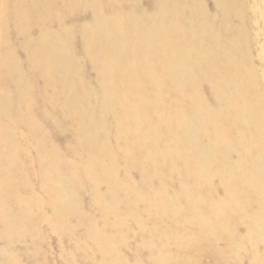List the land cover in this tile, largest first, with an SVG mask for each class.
I'll list each match as a JSON object with an SVG mask.
<instances>
[{"label":"rangeland","instance_id":"374dc122","mask_svg":"<svg viewBox=\"0 0 264 264\" xmlns=\"http://www.w3.org/2000/svg\"><path fill=\"white\" fill-rule=\"evenodd\" d=\"M98 1L105 10L111 7L110 0ZM154 2L155 0L138 1L139 5L143 6L144 13L148 12L145 14L147 16L157 13L151 5ZM242 3L239 14L244 12L245 16H242L241 24L235 14L228 15V25L239 28V31L233 32L224 24L226 21L223 22V17L217 16L213 0H201L205 13L214 19L213 28H223L220 36L226 39L227 45L231 43L232 46L234 43L235 48L239 50L238 55L230 54L237 60L235 66L239 67L240 71L244 68L249 72L247 82L243 86L249 91L246 104L237 99L235 105L245 110V117L259 116L262 124L257 121L249 126L250 135L249 132L241 133L243 128L240 125L243 123H238L237 133L233 134H228L226 130L218 131L223 133L218 135L214 130H199L196 127L200 126V118H207V115L204 112L202 114V111L193 110L194 100L190 95L197 90L196 100L205 101L210 105L214 101L212 90L208 85H200L201 83L195 87L180 86L171 90V101L168 100L170 97L166 96L157 100V114L156 111L152 114L149 110L148 117H145L144 123L147 128H151V137L157 141V147L152 152L134 148L133 137L129 138L126 134L122 139L129 142L127 146L121 139L116 140V119L108 113L104 122L109 130L106 136H103L104 141L101 138V141L106 143L103 144L106 148L99 145L101 150L97 151L91 147L90 140L79 139L73 129L77 126L72 116L67 115L65 122L63 115L62 118L57 117V96L47 114L46 105L42 107L39 103L41 97L38 92L42 86L38 83L32 86L33 110H30L39 128L46 131L43 139L39 140L35 135H22L21 132H16V129L10 131L6 128L11 115L16 117L15 106L18 108L17 98L7 95L14 92L13 83L17 76L19 78L22 73L26 75L25 84L29 79L33 81L31 78L41 82L44 71H34V77L32 72L28 73L31 69L27 58L29 47L23 46V43L32 44L30 38L37 35V26L41 20L32 19L30 24H33L30 26L19 27V34L12 18L3 22L7 38L5 42L18 61L14 69L18 70V73L7 76L9 85L6 88L0 86V96L6 98L5 101L11 105V111L9 109L6 116L0 114V127L3 128H0V133L10 131L11 135L7 132L8 138L5 135L4 137L13 140L17 146L11 156L15 157L12 159L13 163L2 169L9 172L8 175H11L10 179L14 180L15 184L16 180L18 181L15 178L21 176L22 171L29 173L25 178L29 176L31 179L33 195L29 200L25 195L19 199L10 195L5 207L12 212L0 211V248H13V254L4 256L2 263L7 260L10 264H264V234L256 236L258 227H264V219L258 218L259 214L253 221L249 218V215L253 216L263 210V203H253L256 200V193L253 191L247 192L233 187H238L237 185L245 180L264 181V0H242ZM61 4L57 0H41V10L51 14L43 20L46 28L54 34H59L64 29L68 33L66 45L80 75L79 78L73 77V86L77 88L78 82L83 80L91 90L100 88L99 84H96L98 75L87 58L83 57L82 30L92 24L93 8L90 4L71 5L72 9L63 13L59 9ZM167 5L173 6L171 3ZM192 7V3H188L183 10L187 13ZM185 18L189 16L185 14ZM105 19H112L111 13H106ZM197 24L198 22L195 23L196 27ZM90 50L97 51L96 46H92ZM2 55L5 53L0 51V58ZM1 71L2 78L6 68ZM200 71L201 69H196L198 76L201 75ZM74 92L78 93L76 90ZM136 100L139 103L146 101L144 97ZM86 102L80 100L78 103L83 105ZM172 103L175 106H172ZM103 111L105 109L99 110V113ZM44 113L47 116H43ZM119 113L117 111L115 115L118 117ZM174 113L187 117L190 130L199 132L198 142L191 146L197 152L212 154L213 176L203 171L202 166L195 167L192 171V168H182V163L176 159L172 164L165 160V157L171 160L176 155H181L177 148L181 147L182 138L180 133L175 131L177 120L172 115ZM171 115L173 119H170ZM230 117L235 118L232 115L223 117V120L225 118L229 123L237 121L231 120ZM97 129L99 132L102 128L97 126L94 131ZM171 129L175 131L172 134ZM221 137L227 142L225 140V145L215 151L214 144ZM23 140L26 143L22 144ZM33 140L40 142L42 150H46L48 154H39L38 147H28ZM7 152L4 147L0 154ZM93 153H96L97 157H94ZM181 156L177 159H181ZM220 163H223V166L219 171L216 168ZM237 164L245 165V168L249 166L250 172L245 175V169L243 174L239 172L236 178L224 184L220 174L230 170L237 172ZM95 167H98V172H95ZM44 169H48L45 178L33 174L36 170L39 174ZM204 175L212 176L210 188L201 187L206 181ZM153 187H157L161 196L168 201L176 202V197L180 198L181 201L177 203L179 205L169 216L165 217L157 211L142 208L141 203H149L145 195H150ZM92 188L98 190V198H95L97 193H92ZM191 191L195 195L191 194ZM225 191H228L227 196ZM61 192L63 194H60ZM113 195H119L118 199ZM127 195L132 201L116 208L114 202L124 201ZM210 196L213 198L212 202L204 198ZM27 200L28 207L23 203ZM195 200L201 204L199 212L192 211L190 203ZM237 206L240 209H236ZM151 208L156 210L155 206ZM134 209L137 210L136 213ZM24 218L29 219V227L25 225ZM208 223L218 225L220 230L207 228ZM245 239L247 242H243ZM165 243L168 246L167 251H164Z\"/></svg>","mask_w":264,"mask_h":264},{"label":"bare ground","instance_id":"6f19581e","mask_svg":"<svg viewBox=\"0 0 264 264\" xmlns=\"http://www.w3.org/2000/svg\"><path fill=\"white\" fill-rule=\"evenodd\" d=\"M57 1L62 3L59 9L63 13H67L68 10L72 9L71 5L90 4L93 8L92 24L83 28L82 32L84 34L82 36L81 33V36L83 39V57L87 58L93 71L98 75L96 84L97 86L99 84L100 88L91 90V87H87L83 80L78 82L77 88L73 86V77L79 78L80 75L66 45L68 33L64 29L59 34H54L46 28L44 21L51 14L48 11L41 10V0H0V51L5 53L0 58V71H5L6 68L2 78L0 77L1 87L6 88L9 85L8 75L14 76L18 73V70L14 71L18 61L13 57L10 46L5 42L7 38L3 22L12 18L18 33L19 27L33 24H30L32 19L38 18L39 21L41 20L39 26H37L39 28L37 35L30 38L32 44L25 45L23 43V46L25 48L29 47L27 58L29 64H31V69L28 73L32 72V77H34V74L39 70L44 71L43 77L41 82H39V79L36 81L31 78L33 81L29 79L26 84V75H23V73L19 74V78L17 76V80L15 79L16 81L13 83L15 85L14 92L7 94L13 98L16 97L18 102V108L15 106L16 117L11 115L7 120L6 128H9L10 131L16 129V132H21L22 135H35V138L43 139L46 131L39 128L35 117L31 115V110H33L31 108V98L34 92L32 86H35V83L42 86L38 92L41 97L39 103L42 104V107L46 105L47 114L49 110L51 111V105L57 96L56 101L58 104H56V107L59 108V111L56 109V114L59 115L57 117L62 118L63 115L62 119L65 122L67 115L72 116L77 126L73 129L76 130L75 133H77L79 139L82 141L90 140L91 147H94L97 151L101 150L99 145L106 148L104 146L106 143L102 142L101 138L106 136L109 130L104 122L108 113L109 116L113 115L116 119V140L121 139L123 144L127 146L129 142L122 139L123 135L126 134L129 138L133 137L132 144L134 148H143V150L152 152L157 147V141L151 137L153 133L150 127H146L145 117H148L149 110L152 114H154V111L157 114V100H161L163 96L169 98L173 88L185 87V85L195 87L201 83L200 85H208L207 87L212 90L214 101L210 105H207L205 101L198 102L196 100L197 90L190 95V98L194 100L192 103L193 110L202 111V114L204 112L207 115V118L204 116L200 118V126L196 127L199 130H214L217 135L223 134L218 131L226 130L228 134H233L237 130L238 123H243L240 125L243 128L241 133L247 134L249 132L248 135H250L249 126L253 123L256 124L257 121L262 124L263 121L260 120L259 116L254 118L245 117L243 115L245 110L235 105L237 99H240L241 103L244 101V104H246L249 91L243 86L247 82L249 72L244 68L240 71V68L235 66L237 60L235 57H231L230 54L238 55L239 50L235 48L234 43H232V46L231 43L227 45L226 39L220 36L223 28L221 30L213 28L214 19L205 13L201 6V0H155L151 5L157 13L153 16L145 15L148 12L144 13L143 6L138 3L139 0H110L111 7L108 10L102 8L98 0ZM213 2L215 3L217 16L223 17V22L226 21L224 24L229 27V31H239V28L235 29L228 25V15L230 13L235 14L236 19L238 18L240 24L242 23V16H245L244 12L242 15L239 14L240 7L243 6L242 0H213ZM169 3L173 6L167 5ZM188 3H192L193 7L185 13L183 8ZM106 13H111L112 19H105ZM185 14L189 18H185ZM197 22L198 27L195 26ZM233 22L238 24L234 20ZM198 37L200 38L197 41ZM92 46H96L97 51L90 50ZM238 65L240 66V63ZM197 68L201 69L200 76L197 75ZM74 90L78 93H75ZM139 97H144L146 101H140L139 103L136 100ZM5 100L6 98L0 96V114L3 116H6L5 114L9 109L11 111V105ZM80 100L87 102L81 105V103H78ZM168 100L171 101L172 98L170 97ZM196 101L198 103L197 107ZM172 106L175 105L172 103ZM247 107L245 106V108ZM101 109H105V111L99 113ZM91 110H97V112H91ZM116 110L120 112L118 117L115 115ZM172 115L177 120V130L175 131L178 134L180 133L182 138V145L177 148L181 151L182 156L180 155L181 159H177L180 156L176 155L171 160L169 157H165V160L170 161L169 163L172 164V161L176 159L182 163V168H192V171L195 167L202 166L203 171L213 176L212 154L197 152L191 146L194 142H198L197 135L199 132L190 130L188 119L184 115L179 113ZM172 115L170 119H173ZM232 115L235 118L230 117L231 120H237L236 122L229 123L225 118L223 120V117ZM43 116L47 115L44 113ZM97 126L102 128L99 132L98 129L96 132L94 131ZM10 131H7L8 135H11ZM175 131L171 129L170 134ZM6 133H0V151L5 147L9 152V155L8 152L4 155L0 154V211L4 213L11 211L5 207L10 195H14L18 199L25 195L28 200L33 195L31 179H29V176L25 178L29 173L22 171V175L15 178V180L18 179V181L16 180L17 184H15L14 180L10 179L9 172H4L2 169L13 163L12 159H15V157L11 156L13 150H17L16 143L13 140L6 139L8 138ZM225 140L223 137L217 140L214 144L216 146L215 151H218V147L225 145ZM21 143L26 142L23 140ZM28 147H38L39 154H48L46 150H42V146L37 140L30 141ZM95 155L96 153H93V156L97 157ZM183 156L184 158H182ZM227 156H229V153ZM41 157L45 159L42 155ZM40 165L41 162L39 161ZM222 166L223 163H220L216 170L220 171ZM236 167L237 172L230 170L224 173L222 171L220 176L224 184L230 179L236 178L239 172L243 174L245 169V175L250 172L249 166L245 168V165L239 166L237 164ZM95 172H98V167H95ZM37 173V170L33 172L39 178H45L48 169L42 170L39 174ZM212 176L204 175L206 181L201 187L210 188ZM228 185L230 184L228 183ZM237 186L233 187L256 193V200L253 203H259L260 201L263 203V210L253 216L249 215V218H252L251 221L258 214V218L264 219V216H262L264 215V181L245 180ZM91 191L97 193L95 198L99 197L98 190L92 188ZM227 192L225 191L226 196ZM60 194H63V192ZM191 194L195 195L192 191ZM118 196L113 195L115 199H118ZM145 198L149 203H141L142 208L147 211H157L165 217L169 216L179 205L177 203L181 201L177 197L176 202L164 199L157 187H153L150 195H145ZM204 198L209 202L213 201L211 196ZM28 200L23 201L26 207H28ZM190 200L188 199V201ZM129 201H132V199L127 195L124 201L116 200L114 205L119 208ZM94 202L98 205L95 199ZM249 203L251 204V202ZM190 204L192 211H200L201 204L197 203V200ZM151 206H155L156 210ZM236 209L240 208L237 206ZM134 212L136 213L137 210L134 209ZM136 217L141 218L140 216ZM164 221L170 222L168 220ZM24 223L29 227L28 218H24ZM117 227H119L118 223ZM213 227L220 230L218 225L208 223L207 228ZM261 234H264V227L259 226L256 236ZM226 235L228 236L229 233ZM179 236L186 237L182 234H179ZM243 242H247V240L245 239ZM163 247L164 251H167L168 246L166 243ZM7 254H13V248L8 246L0 248V264H10L7 260L1 262Z\"/></svg>","mask_w":264,"mask_h":264}]
</instances>
